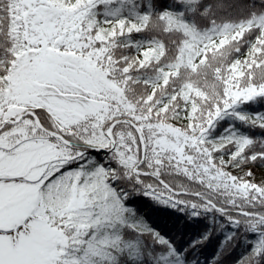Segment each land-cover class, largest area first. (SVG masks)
<instances>
[{
	"label": "snow or ice",
	"instance_id": "obj_1",
	"mask_svg": "<svg viewBox=\"0 0 264 264\" xmlns=\"http://www.w3.org/2000/svg\"><path fill=\"white\" fill-rule=\"evenodd\" d=\"M259 100L264 0H0V264H175L138 197L245 225L260 264L264 140L210 138Z\"/></svg>",
	"mask_w": 264,
	"mask_h": 264
},
{
	"label": "trees",
	"instance_id": "obj_2",
	"mask_svg": "<svg viewBox=\"0 0 264 264\" xmlns=\"http://www.w3.org/2000/svg\"><path fill=\"white\" fill-rule=\"evenodd\" d=\"M203 2L211 4L216 0H203ZM224 2L260 4V0H224ZM160 3L167 5L168 0H160ZM233 18H237L235 13ZM196 22L202 28L207 27L209 23L207 19L201 17H197ZM156 38L167 43L165 36L156 34ZM237 111L248 116L249 119L257 115L264 116V100L243 105ZM228 131L257 141L264 140V130L252 127L233 115L221 119L210 138L215 140L226 135ZM90 156L97 162L105 161V153L91 152ZM228 170L237 174L236 169ZM251 171L254 173V182L259 184L264 181V166H252ZM161 178L184 183L190 188H199L198 184L194 185L181 176ZM137 200V204L130 207L134 209L142 223L147 224L170 242L176 254L175 264H243L257 241L255 232L248 230L243 224L235 226L228 216L219 212L207 211L199 216H191L190 210L165 208L147 197H138ZM232 215L235 216V213ZM260 264H264V258H261Z\"/></svg>",
	"mask_w": 264,
	"mask_h": 264
}]
</instances>
